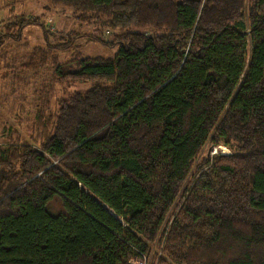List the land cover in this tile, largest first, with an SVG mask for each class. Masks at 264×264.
Instances as JSON below:
<instances>
[{"label":"trees","instance_id":"16d2710c","mask_svg":"<svg viewBox=\"0 0 264 264\" xmlns=\"http://www.w3.org/2000/svg\"><path fill=\"white\" fill-rule=\"evenodd\" d=\"M50 5L115 32L93 39L118 53L49 46L77 50L52 86H92L50 114L47 97L30 142L7 131L0 264H129L154 245L159 264H264V0Z\"/></svg>","mask_w":264,"mask_h":264},{"label":"rangeland","instance_id":"374dc122","mask_svg":"<svg viewBox=\"0 0 264 264\" xmlns=\"http://www.w3.org/2000/svg\"><path fill=\"white\" fill-rule=\"evenodd\" d=\"M21 18H38L40 23L26 27L20 40L6 39L0 45V148L6 145L9 129L31 141L37 113L47 97L50 98V107L45 113L50 114L58 109L59 100L68 99L75 93H85L91 88L90 83L52 86L54 65L69 61L77 50L84 57L113 58L118 53V48L107 47L93 39L112 40L115 34L99 22L78 21L70 10L51 6L50 0H0V32L5 33L8 23ZM43 27L48 31V39ZM69 34L85 35L77 41V50L49 48ZM40 50L51 53V56L57 55V62L49 58L45 65L42 64ZM32 60L35 64L29 65ZM207 152L216 155L229 153V150L218 146ZM169 216L167 221H172V215Z\"/></svg>","mask_w":264,"mask_h":264},{"label":"built area","instance_id":"2783aa9c","mask_svg":"<svg viewBox=\"0 0 264 264\" xmlns=\"http://www.w3.org/2000/svg\"><path fill=\"white\" fill-rule=\"evenodd\" d=\"M160 248H162V246ZM161 252L162 251L157 249L154 245L149 252L131 258L129 264H159V259L162 256Z\"/></svg>","mask_w":264,"mask_h":264}]
</instances>
